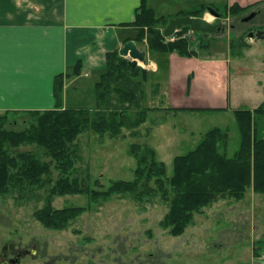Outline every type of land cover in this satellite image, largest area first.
Listing matches in <instances>:
<instances>
[{"label":"rangeland","instance_id":"1","mask_svg":"<svg viewBox=\"0 0 264 264\" xmlns=\"http://www.w3.org/2000/svg\"><path fill=\"white\" fill-rule=\"evenodd\" d=\"M202 4L184 11L198 9ZM216 7L221 12L225 11L224 5ZM206 13L211 23H221L224 30L208 36L190 30L184 36L190 39L191 47L200 55H225L232 60L235 70L232 76V94L235 98H241L242 106H246L245 95L260 84V81H264V39H256L249 44L247 34L264 31V19L255 18L243 22L242 18L247 15L240 14L230 17L229 21L225 18L220 21L208 11ZM176 16L177 14L171 15L173 18ZM168 38L171 40L172 37ZM201 42L203 45L208 44V47L201 48ZM230 43L233 45L231 50ZM242 43H246V46L239 49L238 45ZM139 47L147 51L151 62L162 57L159 54L150 56L145 40ZM139 67L145 69L142 63ZM98 80L99 77L83 80L86 89L82 92H76L74 88L66 91L64 88L65 105L89 106L94 103L93 85ZM157 81L154 75H150L149 84ZM149 84L143 104L161 109L149 113V121L136 132L124 130L121 138L111 139L106 136L103 140L92 132L79 136L77 174L87 177L86 181L91 183L92 188L104 190L114 181L134 179L136 160L129 154L133 143L155 149L158 159L165 163L168 174L172 173L174 157L192 150L203 135L215 127L230 130L229 154L237 150L239 133L233 114L206 110L172 112L165 98L163 102H159V97L156 99ZM163 92L165 93V87ZM23 113L24 111L17 113L18 120L22 121ZM259 119L260 124H263L264 116ZM26 150L33 148H21V151ZM52 178L58 179V172L55 170ZM96 181L100 183L99 187L95 185ZM48 204L53 209L78 207L84 210L70 220L65 228L53 229L36 218L37 211ZM167 212V205L159 197L148 202L139 201L131 195H113L108 199L91 200L86 194L50 197L46 190L39 191L29 199H18L16 195L0 196V228L18 227L17 233L35 234L50 244V250L58 251L59 259L64 262L67 256L73 264L86 263V256L92 259L94 257L95 262L103 258L109 261L117 258L123 264H134V261L135 264L264 262L259 261V258L264 259V244H260L264 242V194L249 189L245 198L239 201L220 198L202 213L195 214L191 224L181 235H173L161 226L160 222ZM70 250L73 253L67 255ZM83 251H89L90 254L83 255ZM256 251L260 253L259 256H255Z\"/></svg>","mask_w":264,"mask_h":264},{"label":"trees","instance_id":"2","mask_svg":"<svg viewBox=\"0 0 264 264\" xmlns=\"http://www.w3.org/2000/svg\"><path fill=\"white\" fill-rule=\"evenodd\" d=\"M209 8L220 12L223 18L243 13L238 5L221 12L216 5L202 4L198 9L179 12L174 18H203ZM172 18L157 16L143 1L135 11L134 21L128 25L135 30L134 36L125 42L134 40L140 45L145 40L150 56L176 53L185 58L198 57V51L184 36L191 30L190 26L178 29L174 41L164 35ZM202 43L201 48L208 47ZM245 44H239V49ZM230 47L232 49V43ZM150 75L139 66L131 67L129 59L121 56L120 51L110 52L94 85V103L91 105H65L61 75L56 82L57 104L53 109L24 111L22 121L17 118L18 112L0 114V196L29 199L46 190L50 197L86 194L91 200L131 195L148 202L159 197L168 207L161 226L173 235H181L195 214L202 213L220 198L239 201L245 198L249 189L264 194V122L260 124L259 119L264 116V103L254 110L233 111L239 144L232 154L228 151L230 130L215 127L206 132L192 150L174 157L171 174L165 163L158 159L155 149L138 143L129 148V154L136 160L133 180L114 181L107 189L99 190L92 188L87 177L77 174L79 136L92 132L100 140L106 136L121 138L124 130L136 132L149 121V113L161 109L143 104ZM149 86L156 99L159 97V102H163L164 85L156 82ZM168 108L175 113L193 112ZM25 146L33 150L21 151ZM54 170L58 172L57 180L52 178ZM95 185L99 187L100 183L96 181ZM82 210L78 207L53 209L48 204L37 211L36 218L49 228L63 229ZM259 254L255 252V256Z\"/></svg>","mask_w":264,"mask_h":264},{"label":"crops","instance_id":"3","mask_svg":"<svg viewBox=\"0 0 264 264\" xmlns=\"http://www.w3.org/2000/svg\"><path fill=\"white\" fill-rule=\"evenodd\" d=\"M143 1L157 16L171 17L204 3L228 11L238 5L243 15L257 12L255 18L264 19V0H0V114L53 109L61 75L66 91L85 90L83 80L97 79L107 54L120 51L134 36L128 25ZM154 63L157 69L149 73L164 83L173 109L233 114L264 103V81L245 95L246 106L233 97L234 64L225 55L185 58L173 53Z\"/></svg>","mask_w":264,"mask_h":264},{"label":"flooded vegetation","instance_id":"4","mask_svg":"<svg viewBox=\"0 0 264 264\" xmlns=\"http://www.w3.org/2000/svg\"><path fill=\"white\" fill-rule=\"evenodd\" d=\"M215 24L221 25V23ZM17 228L12 226L0 228V264H73L69 262V256L66 257L65 262L59 259V252L50 250L48 242L42 241L35 234L17 233ZM75 251H80V249H75ZM71 253L73 252L70 250L67 255ZM81 254L88 255L90 252L83 251ZM86 257L88 261L84 264H123L117 258L110 261L103 258L95 262L93 256V259Z\"/></svg>","mask_w":264,"mask_h":264},{"label":"water","instance_id":"5","mask_svg":"<svg viewBox=\"0 0 264 264\" xmlns=\"http://www.w3.org/2000/svg\"><path fill=\"white\" fill-rule=\"evenodd\" d=\"M208 12L215 18L221 19L222 14L213 8H209ZM257 15V12H252L249 16H246L242 19L243 22H249L254 19ZM184 26H190L191 30L196 33L203 34H214L220 30H224L222 25L213 24L206 19L203 18L192 17V16H184L173 18L169 21L168 26L164 30V35L166 37H170L174 34L177 29H180ZM247 38L249 40L253 39H264V31L258 32H249L247 34ZM120 55L125 58H129V64L131 67L136 68L140 66L139 63L147 64V52L145 50H141L135 41H128L121 49Z\"/></svg>","mask_w":264,"mask_h":264},{"label":"built area","instance_id":"6","mask_svg":"<svg viewBox=\"0 0 264 264\" xmlns=\"http://www.w3.org/2000/svg\"><path fill=\"white\" fill-rule=\"evenodd\" d=\"M171 41H174L176 40V34H174L173 36H171ZM145 69H148V68H151V69H148V71H154L156 70V64L153 63V61L151 62L150 59L148 58V61H147V64L143 65Z\"/></svg>","mask_w":264,"mask_h":264}]
</instances>
